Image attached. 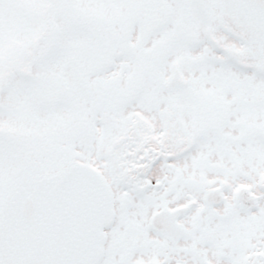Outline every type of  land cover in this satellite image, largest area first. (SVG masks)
<instances>
[{
	"label": "snow or ice",
	"instance_id": "snow-or-ice-1",
	"mask_svg": "<svg viewBox=\"0 0 264 264\" xmlns=\"http://www.w3.org/2000/svg\"><path fill=\"white\" fill-rule=\"evenodd\" d=\"M0 264H264V0H0Z\"/></svg>",
	"mask_w": 264,
	"mask_h": 264
}]
</instances>
